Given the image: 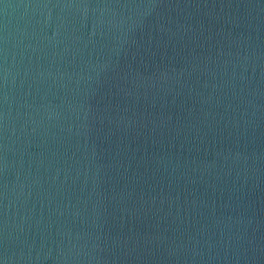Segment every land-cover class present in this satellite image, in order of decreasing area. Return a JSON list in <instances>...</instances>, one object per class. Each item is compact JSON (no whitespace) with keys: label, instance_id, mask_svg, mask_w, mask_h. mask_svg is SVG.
<instances>
[{"label":"water","instance_id":"1","mask_svg":"<svg viewBox=\"0 0 264 264\" xmlns=\"http://www.w3.org/2000/svg\"><path fill=\"white\" fill-rule=\"evenodd\" d=\"M0 264H264V0H0Z\"/></svg>","mask_w":264,"mask_h":264}]
</instances>
